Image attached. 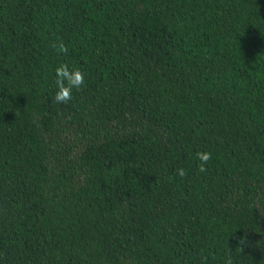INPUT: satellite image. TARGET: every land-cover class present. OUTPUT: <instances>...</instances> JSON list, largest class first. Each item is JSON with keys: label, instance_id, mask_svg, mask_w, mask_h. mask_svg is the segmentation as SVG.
Masks as SVG:
<instances>
[{"label": "trees", "instance_id": "1", "mask_svg": "<svg viewBox=\"0 0 264 264\" xmlns=\"http://www.w3.org/2000/svg\"><path fill=\"white\" fill-rule=\"evenodd\" d=\"M229 255L264 264V0H0V264Z\"/></svg>", "mask_w": 264, "mask_h": 264}, {"label": "clouds", "instance_id": "2", "mask_svg": "<svg viewBox=\"0 0 264 264\" xmlns=\"http://www.w3.org/2000/svg\"><path fill=\"white\" fill-rule=\"evenodd\" d=\"M51 47L59 54H67L68 52V47L63 41H57L56 43L52 44ZM55 77L57 91L55 92L53 99L57 104L68 103L73 97V90L79 91L85 83L84 74L81 72V70L75 67L69 68L67 63H61L55 69ZM196 158L200 162L197 166L198 171L205 172L206 165L212 159V154L207 151L197 152ZM176 174L182 178L187 174V172L185 169L180 168L177 170ZM246 247H248L247 241L245 237L241 236L237 241V248L242 253ZM226 264H233L231 255L227 257Z\"/></svg>", "mask_w": 264, "mask_h": 264}]
</instances>
